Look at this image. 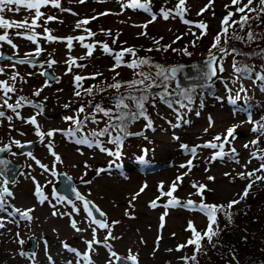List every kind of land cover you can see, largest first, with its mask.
<instances>
[{
  "label": "rangeland",
  "instance_id": "rangeland-1",
  "mask_svg": "<svg viewBox=\"0 0 264 264\" xmlns=\"http://www.w3.org/2000/svg\"><path fill=\"white\" fill-rule=\"evenodd\" d=\"M150 1L152 12L157 15V19L148 24L146 29L134 25H144L151 19V15L138 9H124L118 0H103V2L101 0H85L84 3H79L78 0H60L61 8L69 11L54 8L51 3L42 6L40 10L44 15L37 21L38 26L33 28L32 32L24 29L18 30L15 27L0 28V35L7 33L9 39L16 45V48H13L6 41H0V55L6 52L15 58H28L27 54L31 53V57H39L37 61L28 64H19L12 59L0 61V68L4 69V72L0 73V81H8L9 86H14L16 89L5 98H8V102L12 104H15L21 96L26 98L23 106L17 109L23 119L16 117V114L6 106L0 107V111H4L6 117H13L11 122L0 118L2 121L0 147L11 145L12 151L6 155L7 158L13 163L21 164L16 177L8 184L9 190L14 195L6 197V201L21 210L34 209L31 213L33 216L31 221H21L18 227L10 226L7 229H0V248L6 250V254H16L12 259H6L9 254L7 257L5 254L3 258H0V262H3L1 264H86L82 259L85 254H88L95 264H106V260L110 257L109 249L96 244L93 245V248L96 249L95 252H89L87 249L86 242L93 239L92 228L96 229L95 238L101 241H104V237L110 231L112 236L116 237V239L106 241L111 246V251L116 252L118 256L136 255L138 264H185L181 257L193 255L194 246H188L179 251L177 248L186 244L192 237L191 231L186 230L189 222L191 221L196 230L203 234L207 228L208 219L198 208L166 209L163 207L170 197L161 196L159 186L163 184V191L167 192L177 176L188 171L187 168H182L180 165L187 164L189 160H192L194 166L191 172L184 177L183 182L178 185L174 196L182 202L190 199L196 204L203 200L204 203L210 205H227L229 201L239 200V194H242L249 183V181L240 179L237 174L250 172L259 167L260 162L252 159L250 153L255 151L257 155H264V151H262L264 150V136H259L260 143L258 145H252L250 142L257 139L258 134L253 133L251 131L253 125L245 121L250 113L254 121L264 122V91H261V82L256 79L257 75L264 74V56L258 55L260 50L264 49V16H261L260 21L250 20V27L245 26L243 31L239 29V25L229 28L230 36L231 33L236 32L245 39L229 38L225 44L222 38L221 47L228 48L230 52L232 49H236V52L225 55L218 48L212 49V52L219 55L217 62L223 64V72L217 71V76L207 84L178 88L174 79L169 75V68L176 64L208 58L213 37L221 31V21L228 12H235L236 6H231V0H214L203 15H197L202 8L209 5L210 0H186L185 6L188 11L184 18L193 23L185 25L179 17H170L168 20H164L160 16L162 8L174 10L178 0ZM123 2L129 3L130 0H123ZM246 2L247 0H245ZM105 12L110 14L101 15ZM3 15L10 21L21 22L27 18L28 22L32 23L34 10H26L21 7L19 12L6 11ZM240 15L237 13L233 19L238 20ZM251 15L255 16L256 13L253 12ZM49 16L55 17V19L48 20ZM92 17L97 18L92 19ZM85 19L90 20V23L82 25L79 29L76 28V24ZM201 21L208 25L207 35L197 40L196 37L201 35V30L195 27V23ZM45 28L50 31L52 36L60 39L49 42L46 39L49 33L44 31ZM85 29L95 35H90ZM18 31L25 35L34 33L37 42L34 44L23 38L22 35H17ZM142 31H146L147 36L140 35ZM249 31L256 36L254 41L247 39ZM79 36L85 37L83 43L96 45L93 55L84 60H81L80 57L86 55L87 49L82 47L80 41L73 39L71 50L67 47V37ZM161 37L163 39L160 45H156L153 38L160 39ZM177 37H182V39L177 40ZM173 41L176 42L173 43ZM193 41H195V46H193ZM104 43L109 45L113 54L126 48H134L138 57L150 60L151 66L145 65L137 69L136 72L150 73L152 70L158 72L159 69L155 65L163 66L169 77L167 92L171 93V96L168 99L173 100L174 95L178 101L183 99L177 95L181 90H188L192 94V103L188 108L168 107L159 99V94L165 89L163 87H160L161 89L152 88L150 93H147L148 100L145 103V108L146 114L152 120L153 128H146L147 122L143 118L129 123L127 128L129 133H142V135L126 136L119 149L117 145L109 142L112 137L119 134L118 130L110 129L111 137H91L93 131L99 132L108 123H118V121H109V118L105 117L103 113H96L94 106L99 104L105 110L111 109L115 113L114 97L121 94L128 96L129 93L135 96L137 94L145 95L142 91L137 90L143 89L145 86L137 85V88L132 89L125 86L118 91L108 87L117 81L124 83L134 79L139 80L142 77L136 75L132 69L123 66L124 63L130 62L134 58L130 54H125L122 66L116 69V72L119 73L118 76L116 72L110 71L115 61L112 55L103 52L101 45ZM167 45H171L168 51H155L157 47L162 49ZM37 48L42 50L39 55H36ZM149 48L153 51H146ZM185 48L192 54L186 55L183 51L172 50ZM70 58H75L77 64L85 65V67L78 68L72 65V71L69 72V64L66 61H69ZM52 60L57 63L49 68L48 64ZM234 61L237 67H248L251 72L248 75L235 72L232 67ZM47 71L54 77L53 80L41 75ZM97 72L103 73V75L96 79L82 80L78 89L81 95L76 96L74 94L77 90L74 75L91 77ZM14 74H18L16 81L10 79ZM149 82L146 81V84ZM156 82L160 83L159 80ZM93 85L97 87L93 88L92 95H88L85 90ZM204 85H210L211 90L202 88ZM241 88L247 91L241 92ZM40 89H43L40 95H34ZM98 89L106 90L99 91ZM237 94L241 99L237 100L236 105H233L229 102V97L235 98ZM3 95V90L0 89V97ZM244 99L252 101V103L243 104ZM28 101L40 104L42 112L36 115L40 110L32 107L30 103H27ZM125 103L129 104V108L134 105L131 99H126ZM184 103L188 102L185 100ZM0 104H3L2 99H0ZM80 107L85 109L83 113H79V118L84 121V124L76 132L75 137H70L65 133L69 127L75 130L76 126L66 121L65 117H76ZM238 109H244V111ZM178 113L189 123L185 124L179 121ZM33 115H36L40 131L44 133L54 131L52 137L45 136L41 142V138L35 134L36 126L26 122ZM93 115L99 123H93L91 119L85 120V116ZM209 117L213 121L212 127H209ZM178 122L181 123V127L173 128L172 124ZM237 124L240 127L234 134L236 138L230 145H225L224 150L229 152L231 147H235L238 154L235 159H238L239 163L229 157L212 160L211 158L219 149L199 147L206 142L213 141L215 136L224 134L227 128ZM205 129H208L207 132ZM84 136L93 140L99 139L103 142V146L111 151H120L121 158L116 163L121 167L112 164V161L116 159L114 156H109L106 152H101L95 147L89 148L86 145L74 143L75 139ZM174 137H178V139ZM14 140H19L22 144L33 143L34 146L30 152H22L19 150L20 147L13 143ZM49 143L52 145V150L61 157L62 163L57 162L51 155L47 146ZM246 143L249 144V148L244 147ZM183 145H187L189 149L193 147L197 149L195 158L190 151L182 147ZM144 150H147L146 155ZM27 153H31L32 156L40 160L48 167L49 171L46 172L37 165L32 156ZM140 156H144L149 163L139 164L136 158ZM249 159L252 160L250 164L247 163ZM245 164H247L246 168ZM98 169H105V171L98 173ZM60 172L69 175L73 179L77 191L106 214L103 220L109 223V229H100L96 225L87 228L90 218L83 209L82 201L66 197L63 203L57 201L56 197L61 196L55 190L59 183L58 173ZM225 173L230 175L226 176ZM261 174L257 173V175ZM209 176L214 177V180H209ZM33 178L42 186L43 193L47 197L43 204H40L38 198L33 194L35 189ZM4 179L5 177L0 175V188L4 187ZM193 182L206 185L207 190L203 197L194 194L197 189L192 188ZM19 184H21L20 189H18ZM144 185L147 187L132 201V206H130L129 201L136 193L140 192ZM261 190H264V182L258 181L253 185L249 196L241 203L234 205L231 210L233 213L231 224L234 223L231 233L237 237L247 234L243 231L241 222L246 221L249 204L256 199V193ZM67 200L75 203L76 207L80 209L79 213L73 210ZM152 201H156L159 206L151 208L149 205ZM260 203L263 207L261 220L264 222V199L260 198L258 204ZM53 211L71 213V216L59 214L53 216ZM165 212L167 215L164 217L163 226H161L160 218ZM72 219L77 221L78 227L87 228V230L76 232L70 226ZM235 225L237 226L235 227ZM238 225L241 227L239 228ZM218 226L219 235L214 237L215 242L204 244L200 252L201 259L208 262L204 263V260H201L198 264H213L211 260L213 255L221 249V243L228 240L226 232H220L219 218ZM30 236L36 238L35 253L25 251ZM21 239L24 241L23 245L18 243V240ZM69 249H75L80 253V256ZM20 251H24L27 255L23 257L18 255ZM33 254L35 255L33 256ZM48 256L51 257V261L48 260ZM111 259L113 263L116 261L115 257ZM188 264H192V262L189 261Z\"/></svg>",
  "mask_w": 264,
  "mask_h": 264
},
{
  "label": "snow or ice",
  "instance_id": "snow-or-ice-1",
  "mask_svg": "<svg viewBox=\"0 0 264 264\" xmlns=\"http://www.w3.org/2000/svg\"><path fill=\"white\" fill-rule=\"evenodd\" d=\"M78 2L84 3L85 0H78ZM101 2H103V0H101ZM118 2L121 3L122 8H124V9H129V8H131L133 10L138 9V10H142L144 13L151 15V19L147 23H145L144 25H134L135 27H141V28L146 29L148 27V24L155 22V20L157 19V15L152 12L150 0H145V2H141V0H130L129 3H124L123 0H118ZM212 2H214V0H210L209 5L202 8L197 13V15H203V13L205 11H207L208 8L211 7ZM49 3H51V6L54 8H61L60 0H0V28L10 29V28L15 27L18 30L24 29V30H27L28 32H32V29L35 28L36 26H38L37 21H39L41 19V17L44 15L40 10L41 7L47 6ZM185 5H186V0H178V3L175 5L174 10L162 8L160 10V16L164 20H168L170 17H172V18L179 17L185 25L192 24L193 22L184 18L185 13L188 11V9L186 8ZM231 6H236L235 12H228L227 15L223 18V20L221 21V31L219 33H217L216 36L213 37V44H212L211 48L209 49V58L206 62L209 71L205 74L206 78L208 80H211L213 77L217 76V71H219V72L224 71L223 64L217 62L216 53L212 52V49L218 48L221 53L228 55V54H231V52H236V49H232L230 52L228 48L221 47L222 38H223V41L225 44H227L229 38H234L237 40H244L245 39L244 37L240 36L236 32L231 33V36H230L229 28H233L234 26L239 25V29L241 31H243L245 26L250 27V23H249L250 20L260 21L261 16H264V0H247L246 3H245V0H231ZM21 7H23L26 10H34V18L32 20V23H29L27 18H25V20H23L21 22L10 21V20H7L4 18L3 13H5L6 11H8V12H19L21 10ZM226 7H229V6H226ZM61 10L62 11H69L68 9H62V8H61ZM253 12L256 13L255 16L251 15V13H253ZM237 13L241 14L240 18L238 20H234L233 17ZM73 14L75 15V13H73ZM109 14L110 13H108V12L101 13V15H109ZM96 18L97 17H92V19H96ZM47 19L48 20H54L55 17L49 16ZM89 23H90V20H88V19L79 21L76 24V28L79 29L82 25H87ZM195 27L201 30V35L196 37L197 40L201 39L204 35H207L208 25L206 23H204L202 21L195 23ZM44 31L49 33L46 37V39L49 42L60 39V38L52 36L50 31L47 28H45ZM85 31H88L90 35H95V33H91L90 30H88V29H85ZM189 31H191V29H189ZM16 34L22 35L23 38L31 41L34 44L37 42L36 41V35L34 33L25 35L24 33L18 31ZM108 34L110 35L111 33L109 32ZM140 35L147 36V32L142 31L140 33ZM193 35H195V33H193ZM66 39H67V47L69 50H71V48L73 46V39L80 41L82 44V47L87 49L86 55L80 57L81 60H84L87 57H91L93 55V50L95 49L96 45L83 43L85 37H83V36H79V37H75V38L74 37H67ZM162 39H163L162 37L160 39L153 38V41L156 45H160ZM179 39H182V37H177V40H179ZM247 39L249 41H254L256 39V36L254 35L253 32L249 31L247 33ZM0 41H6L13 48H16V45L13 44L11 39H9L7 33H5L4 35H0ZM113 42H115V41H113ZM175 42L176 41H173V43H175ZM193 46H195V41H193ZM101 47H102L103 52L105 54L112 55L113 59L115 61L114 66L110 69V71L116 72V69L118 67L122 66V61H123V57L125 56V54H130L134 58L131 59L130 62L124 63L123 66H125L129 69H132L136 75L142 77L139 80L134 79L132 81H126L124 83L117 81L116 83L108 85L109 88H113V89H116L118 91L120 88L125 87V86L130 88V89L137 88V85H144L145 86L143 89H137V90L143 91L145 93V95L137 97V96L129 93L128 96H124L123 94H121L117 97H114L113 98L115 101L114 107L116 109L115 113L111 109L105 110L99 104L94 106V111L96 113H103V115L105 117L109 118V121H118V123H115V122L108 123L107 126L105 128H103L102 130H100L99 132L93 131L91 133V137H94V138H99V137H104V136H110L111 137L110 129L118 130L119 134L112 137L109 142L117 145V148L119 149L122 146L123 140L126 136H128V135H142V133H129L127 131L129 123H132L139 118H143L147 122L146 128H148V129L153 128L152 120L146 114V108H145V103L148 100L147 93H149L152 88L163 87L165 89V91L159 94V99L162 102H164L165 104H167L168 107H172L173 101L168 99V97L171 96V93L167 92L169 77L166 75L167 70L159 64L155 65V67L157 69H159V71L156 72L154 77H152L150 73H144L142 71L136 72L137 69H140L145 65L151 66V62L148 58L138 57L137 52L134 48H126V49H123L122 51H119V52H116L113 54V50L109 47V45L107 43L102 44ZM170 48H171V45H167V46L163 47L162 49L160 47H157L155 49V51H168ZM172 50L173 51H183L186 55L192 54V53L188 52L187 48H185L183 50H180V49H172ZM40 51H42V50L37 48L36 55H39ZM146 51L151 52V51H153V49L149 48V49H146ZM27 55L29 57L32 56L31 53H28ZM258 55L264 56V49H261L260 53H258ZM8 59H11V57H8ZM17 63L28 64L29 59H20L17 61ZM55 63H57V61H55V60L50 61L48 64V67L50 68ZM66 63L69 64V68H68L69 72L72 71V65H75L78 68L79 67H85V65L77 64L75 58H70V60L66 61ZM33 66H35V65H33ZM232 67L235 70V72L241 73L243 75H248L251 72V69L248 67H244V68L237 67L235 61L233 62ZM172 71L174 73L176 70L173 69ZM3 72H4V69L0 68V73H3ZM41 75H47V73H41ZM102 75H103V73H100V72L93 74L91 77H83L80 75H74V81L76 83V89H77L74 94L78 97L81 95V93L78 89L81 86L80 82L82 80H84V79H96L98 76H102ZM116 75L118 76L119 73L116 72ZM17 77H18V74H14L11 76L10 79L12 81H16ZM113 79L115 80V76L113 77ZM256 79L261 82V91H264V74L257 75ZM157 80H160V83H157L156 82ZM146 81H150V82L146 84ZM95 87H97V86L93 85L92 87L87 88L85 91L87 92L88 95H92L93 94V88H95ZM0 89L3 90V94H4L3 97H0V99L3 100V104H0V107L6 106L8 109H11V111L16 114V117L23 119L20 116V113L17 111V109L23 106V103L26 102V98L21 96L15 102V104L9 103L8 98H5V97H8L9 93L15 92L16 91L15 87L9 86L8 81H0ZM42 90L43 89L37 90L34 93V95L39 96L40 92ZM98 90L99 91H105L106 89H98ZM230 91L231 90L229 89V92ZM240 91L246 92L247 90L244 88H241ZM153 95H155V94H153ZM177 95H179L183 98L179 101H176L177 103H179V106L181 108H188L189 105L192 103V94L188 90H181ZM126 99H131L133 101L135 109H136L135 111H132L129 108L128 103H125ZM239 99H241L239 94H237L235 98H232L230 96L229 102L232 103L233 105H236V102ZM185 100L188 102L187 104L184 103ZM27 103H30L32 107L40 110L37 112L36 115H39L42 112V107L40 104H36V103L30 102V101H28ZM89 104H91V102H89ZM65 107H67V105H65ZM121 110H126V111H121ZM238 110L244 111V109H238ZM84 111H85L84 107H80L76 117H72V116L65 117L66 121H69L73 125L76 126L75 130L72 127H69V129L65 133L66 135H68L70 137L76 136V132L79 131L81 129L82 125L84 124V121H82L79 118V113H83ZM36 115L31 116V118H29L26 122L28 124L36 126V133L35 134L37 136H39L41 138V142H43V138L45 136L52 137L54 135V131H49L47 133L40 131L39 125L37 123ZM177 115H178L179 121H182L185 124L189 123V121L185 120L182 115H180L179 113ZM197 115H199V113H197ZM0 118H5L9 122H11L13 119L12 116L6 117L4 111H0ZM88 119H91V121L93 123H99V121L96 120L95 115H93L91 117L85 116V120H88ZM245 122L252 124L253 127H252L251 131L253 133L258 134V138L252 140L250 143L254 146L258 145L260 143L259 136H264V122L254 121L252 119L250 113L248 114L247 120ZM169 123L171 124V121H169ZM0 126H2V121H0ZM212 126H213V121L209 117V127H212ZM172 127L173 128L181 127V123L178 122L176 124H172ZM238 127H240L239 124L233 125V126L227 128L226 132L224 134H220V135L215 136L213 141L206 142L205 144L200 145L199 147L211 148V149H217L218 148L219 151L216 152L215 155L211 158L212 160H215L217 158L224 159V157H229L230 159H235V157L238 155L235 147H231L229 152H225L224 149H225V145H230L232 140H234L236 138L234 134H235L236 129ZM207 130L208 129H205V132H207ZM60 131H63V130H60ZM21 135H24V133H21ZM174 138L178 139V137H174ZM217 141H219L220 143H216ZM13 143L16 144L17 146H19L20 148L25 147V145L22 144L19 140H14ZM74 143L77 145H86L89 148L95 147V148H98L101 152H106L107 155H109V156H114L116 159L112 161V164H115L116 167H121V165L116 163V161L121 158V152L120 151L114 152V151H111V150L105 148L103 146V142L100 141L99 139L93 140V139H90L88 136H84L82 138L75 139ZM47 146L51 152V155L53 157H55V160L57 162L62 163L63 161L61 160V157L59 155H57V153L55 151L52 150L51 143H49ZM182 147H184L187 151H190L193 158H195L196 151H197V149L195 147H193L191 149H189L187 145H183ZM244 147L249 148V144H247V143L244 144ZM6 150H8L7 147L6 148H0V152H4ZM77 151H79V149H77ZM262 151H264V150H262ZM144 153L146 155L147 150H144ZM81 154H83V153L81 152ZM13 155H15V153H13ZM27 155L32 156L31 153H27ZM250 155H251L252 159H256L260 162L259 167H257L256 169H254L253 171H250V172H240L237 174L240 179L249 181V183H247L242 194H239L240 199L229 201L227 205H214V204L210 205V204L204 203L203 200H201V202L199 204H196L194 201H192L190 199L182 202L180 199H178L177 197L174 196V193L178 190V185L180 183H182L184 177L187 176L189 174V172H191V169L194 166L192 163V160H189L187 162V164L180 165V167H182V168H187L188 171L184 172L181 175H178L176 180L171 183L170 188L167 192L163 191V184H161L159 186L160 191H161V196L170 197V199L167 201L166 204L163 205V207H165L166 209L167 208H187V209L198 208L199 211L201 213H203L208 219L207 228L203 232V234L200 231L196 230V228L194 227V225L192 224L191 221L189 222L186 230L191 231L192 237L187 241L186 244L180 245L177 248V251H179L185 247L194 246V254L193 255L181 257V259L185 262V264H188L189 261H191L192 264H198L197 255L202 250V247H203L202 241L204 239H207V241L211 244L213 241V238L219 235L218 214H222L225 217V219L229 223H231L232 219H233V213L231 210L233 209L234 205L241 203L242 200L246 199L249 196V192L252 189L254 184H256L258 181L264 182V155H257V152H255V151L251 152ZM32 159L35 160L36 164L39 165L41 168H43L46 172L49 171L48 167L46 165L42 164L40 160L36 159V157L32 156ZM136 160L141 165H146L149 163L144 158V156L137 157ZM235 162L239 163V160L235 159ZM251 162H252V160L249 159V161L247 163L250 164ZM7 164H8L7 161L0 160V165H4L5 168H7ZM29 167H31V165H29ZM86 167H87V165H86ZM244 167L246 168L247 164H245ZM97 171H98V173L104 172L105 169H98ZM257 173H262V174L257 175ZM3 174H4L3 172H0V175H3ZM53 174H55V173H53ZM225 175L227 176L230 174L225 173ZM208 179L214 180V177L209 176ZM33 180L35 183V189H34L33 194H34V196H36L38 198V202L40 204H43L45 202V200H47V197L44 195L43 190H42V186L39 184V182H35V178H33ZM3 184H4V187L0 188V210H5V206L7 203L6 197H13V195H14L13 192H11L9 190V187H8L9 180L7 178H5L3 180ZM191 186H192V188L197 189V191L194 194L198 195L200 197H203L205 191L207 190L206 185L198 184L197 182H193ZM146 187H147V185H144L140 189V192L136 193L132 197V199L129 201L130 206H132V201H134L136 199V197L139 196L140 193H142ZM69 190L75 193L77 200L83 202V209L87 213V216L90 218V223H88L87 228H92V225H96L100 229H109L110 228V225H109V223L106 222V220L97 219L96 216L93 215V210H92V208L89 207V205L91 204V201L86 200L84 196H82L79 192L76 191V189L71 188ZM56 199L60 203H63L66 200V198L62 197V196H57ZM158 199H159V197H158ZM67 203L71 204L73 207V210L75 212L79 213L80 209L76 207V205L73 201L67 200ZM149 206L151 208H156L159 205L157 204L156 201H152ZM53 208H55V205H53ZM33 211H34V209H32V208H29L27 210H21L19 208H15L14 211L8 213V215L15 218V216L18 214L20 220L31 221L33 219V216L31 215V213ZM95 211L98 212L101 217H104L106 215L98 207L95 209ZM58 214L61 216H63V215L71 216V213H58L57 211H53V213H52L53 216H57ZM127 214L128 213L126 212V215ZM166 215H167V212H165L160 218L161 222H162L161 226H163L164 217ZM20 220L13 219V220L8 221V223H16L17 226H19ZM70 226L76 232H82V231L87 230V228L82 229V228L78 227L77 221L75 219H72L70 221ZM5 227H6V223H5L4 219L0 218V229H3ZM92 232H93V239L91 241L86 242L87 249L89 252H95L96 249L93 248L94 244L101 245V246L109 249L110 257L106 260V264H113V261L111 259L112 257H115L116 261H122V260L126 259V260L132 261L133 264H138V260H137L136 255H129L126 258H122V257L118 256L116 252L111 251V246L109 244H107L106 241L109 239H116V237H113L110 231L104 237V241H101V240L95 238V233H96L95 228H92ZM17 236H19V233H17ZM18 243L20 245H23L24 241L21 239V240H18ZM45 244H47L46 241H45ZM65 247H67V245H65ZM213 247H215V245H213ZM69 250L72 252H75L77 256H80V253L76 252L75 249H69ZM169 251H172V250L169 249ZM18 255L23 257V256H26L27 254L24 251H20L18 253ZM34 255L35 254H33V256ZM47 258L49 261H51L50 256H48ZM82 259L86 262V264H95V262L92 260V258L88 254L83 255Z\"/></svg>",
  "mask_w": 264,
  "mask_h": 264
},
{
  "label": "trees",
  "instance_id": "trees-1",
  "mask_svg": "<svg viewBox=\"0 0 264 264\" xmlns=\"http://www.w3.org/2000/svg\"><path fill=\"white\" fill-rule=\"evenodd\" d=\"M141 2H145V0H141ZM151 3V1H150ZM155 71H151L150 74L152 77L155 76ZM167 75V73H166ZM162 79V78H161ZM160 81V80H159ZM161 89L160 87H157ZM205 90L210 91V85H204ZM139 91V90H138ZM143 92V91H142ZM162 92V91H161ZM150 93V92H149ZM148 93V94H149ZM143 94H145L143 92ZM142 96L141 94H137V97ZM173 107L179 106L175 99V95L173 96ZM246 105L252 103L249 100H243ZM240 104V103H239ZM242 104V103H241ZM132 111H135V106H130ZM264 190L256 193V199L249 204L248 211L246 213V218L244 223L241 222V226L245 235L236 236L232 234L234 223H229L223 215L218 214V218L220 220V232H226V238L228 239L226 242L221 243V249L216 251V254L212 257L213 264H264V222L261 220V213L263 207L258 204L260 202V198L264 199ZM237 225H235L236 227ZM238 225V227H241ZM215 239L213 238V243ZM220 242V241H219ZM204 244H208L207 239L202 241V246ZM260 244V245H259ZM198 262L204 259H201L200 253L197 255ZM207 263V260H204V263Z\"/></svg>",
  "mask_w": 264,
  "mask_h": 264
},
{
  "label": "water",
  "instance_id": "water-1",
  "mask_svg": "<svg viewBox=\"0 0 264 264\" xmlns=\"http://www.w3.org/2000/svg\"><path fill=\"white\" fill-rule=\"evenodd\" d=\"M216 56L218 58L219 55L216 54ZM8 57H11V59L14 61H18L20 59H29V62L37 61L39 58V57L15 58L12 55H8L6 52H3L0 55V61L7 60ZM208 58L196 60L190 63H180L173 65L169 68V75L174 79L175 84L178 88L186 87L189 85L207 84L212 80V79L208 80L205 75L209 71L206 63ZM173 69L176 70L174 73L172 71ZM46 73H47V75H45L46 77H48L50 80L54 79V77L48 71ZM24 145H25L24 148H19V150L22 152H30L32 147L34 146L33 143H28ZM6 147L8 150L4 152H0V160L7 161L8 164H7V168H5L4 165H0V172H3L4 173L3 176L7 178L9 181H11L16 177V173L20 169L21 164L13 163L10 159L7 158L6 155L12 151L11 145L7 144L0 148H6ZM58 179H59V184L56 187V191L62 194L63 196L76 198L75 193L69 190L71 188L76 189L74 186L73 179L69 175L63 172L58 173ZM89 207L92 208L93 215L96 216L97 219H101V220L103 219V217H101L99 213L95 211L97 206L93 202H91ZM36 249H37L36 238L34 236H30L28 238V246L25 251L29 253H35ZM119 256L122 258H126L125 256L122 255ZM113 264H133V262L124 259L122 261H115Z\"/></svg>",
  "mask_w": 264,
  "mask_h": 264
},
{
  "label": "bare ground",
  "instance_id": "bare-ground-1",
  "mask_svg": "<svg viewBox=\"0 0 264 264\" xmlns=\"http://www.w3.org/2000/svg\"><path fill=\"white\" fill-rule=\"evenodd\" d=\"M30 172H31V171H30ZM20 188H21V184H19L18 189H20ZM15 208H16V207H13L12 204L9 203V201H8V202L6 203L5 210H0V218H3L4 221H5V223H6V227L3 228V229H7V228L10 227V226L18 227L16 223H8V221L13 220V219H15V220H20L18 214L15 216V218H13L12 216H9V215H8V213L13 212ZM7 211H8V212H7ZM21 221H23V220H20V222H21ZM20 222H19V224H20ZM5 254H6V250H3V249L0 248V258H3V257L5 256ZM8 254H9V256L7 257ZM15 256H16V254H13V253H7V254H6V257H7V258H6V259H12V258H14ZM1 263H3V262H0V264H1ZM5 264H6V263H5ZM63 264H64V263H63Z\"/></svg>",
  "mask_w": 264,
  "mask_h": 264
}]
</instances>
